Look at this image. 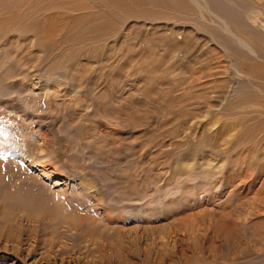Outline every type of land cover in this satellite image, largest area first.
Segmentation results:
<instances>
[{
  "label": "rangeland",
  "instance_id": "1",
  "mask_svg": "<svg viewBox=\"0 0 264 264\" xmlns=\"http://www.w3.org/2000/svg\"><path fill=\"white\" fill-rule=\"evenodd\" d=\"M233 1L0 0V264H264V1Z\"/></svg>",
  "mask_w": 264,
  "mask_h": 264
},
{
  "label": "crops",
  "instance_id": "2",
  "mask_svg": "<svg viewBox=\"0 0 264 264\" xmlns=\"http://www.w3.org/2000/svg\"><path fill=\"white\" fill-rule=\"evenodd\" d=\"M257 1H264V0H257ZM235 1L233 0H207L206 2V9L207 12H209L212 16L213 13L218 16L221 17L222 19H224V21L226 22V24L228 25V27L233 31V29H237L238 24H237V20H238V16H237V11H233L234 7L236 6V3H234ZM218 7V9H221L220 11H215L214 8ZM237 12V13H236ZM214 18V16H213ZM216 21V18L214 19ZM217 26L220 27L221 31H223V28L221 25H219L218 23L216 24ZM236 42V41H235Z\"/></svg>",
  "mask_w": 264,
  "mask_h": 264
},
{
  "label": "bare ground",
  "instance_id": "3",
  "mask_svg": "<svg viewBox=\"0 0 264 264\" xmlns=\"http://www.w3.org/2000/svg\"><path fill=\"white\" fill-rule=\"evenodd\" d=\"M206 252V251H205Z\"/></svg>",
  "mask_w": 264,
  "mask_h": 264
}]
</instances>
